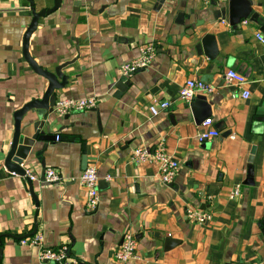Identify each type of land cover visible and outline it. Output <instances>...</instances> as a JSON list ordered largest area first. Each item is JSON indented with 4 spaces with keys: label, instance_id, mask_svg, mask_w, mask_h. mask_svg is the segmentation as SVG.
I'll return each mask as SVG.
<instances>
[{
    "label": "crops",
    "instance_id": "crops-1",
    "mask_svg": "<svg viewBox=\"0 0 264 264\" xmlns=\"http://www.w3.org/2000/svg\"><path fill=\"white\" fill-rule=\"evenodd\" d=\"M31 1L32 7L29 0H0V264H42L38 247L13 238L28 237L35 222L47 246H66L79 264H122L113 253L127 232L137 246L126 264H264V44L256 39L264 36V0H245L250 14L236 28L227 3L201 0H61L58 10L40 18L29 39L31 58L49 72L72 62L63 69L67 84L54 92L56 102L93 98L96 106L47 118L51 134L61 138L46 144L41 159L62 181L46 184L41 161L29 152L21 167L34 177L37 207L25 179L4 167L14 113L47 88L23 58L22 45L31 9L54 2ZM206 36L212 40L204 48ZM145 46L153 47V62L118 92L122 65ZM229 69L247 84H227ZM189 79L214 88L198 94L209 105V115L199 119L179 97ZM155 100L171 107L151 116ZM206 119L220 136L198 142ZM35 120L32 113L23 117V135L31 134ZM159 145L178 162L173 187L161 183L158 163L132 160L135 149L153 153ZM89 166L99 178L93 211L85 209L78 183ZM250 169L253 183L245 185ZM236 186L240 195L229 200ZM187 211L208 218L191 222Z\"/></svg>",
    "mask_w": 264,
    "mask_h": 264
},
{
    "label": "built area",
    "instance_id": "built-area-1",
    "mask_svg": "<svg viewBox=\"0 0 264 264\" xmlns=\"http://www.w3.org/2000/svg\"><path fill=\"white\" fill-rule=\"evenodd\" d=\"M205 5L213 2L215 4H226L228 0H201ZM243 24L247 21L242 20ZM256 39L260 43L264 44V36L260 33L256 34ZM154 59V49L152 46H145L141 48L140 55L122 65L121 75L123 78L129 77L135 72L147 68ZM225 82L229 85H233L236 88L241 89L246 82V78L240 73L229 69L224 74ZM214 88L203 81L189 79L179 90V97L186 103H190L192 99L198 94H210ZM250 93L247 90L241 91V97L243 99L249 98ZM96 106L93 98L83 100H63L57 101L53 107V113L63 116L72 112H82L92 110ZM171 107V103L168 101H152L148 106V111L151 116H157L160 112L166 111ZM201 131L197 134L196 139L198 142H204L209 139L218 138L220 136L217 129L213 127V120L206 119L201 124ZM60 135H56V141H58ZM132 160L136 163L139 162H156L159 165L160 181L163 185H170L173 183L176 173L178 171V162L171 156H169L163 145H159L158 149L153 153L143 148L135 149L132 153ZM26 176L32 181L34 177L26 173ZM98 176L96 169L93 166L87 167L79 176L78 183L83 189L84 205L88 211H93L97 208L99 203V191H98ZM62 181L60 171L55 168L45 169L44 182L49 185L59 183ZM240 195V186L233 188L229 194V200H235ZM187 219L189 221H196L203 223L207 220L205 214H199L192 211H187ZM21 245L30 247H38L39 254L38 260L42 264H79L75 259H72L68 254V248L61 246L59 248H51L44 242V238L41 234L36 233L31 237H26L18 240ZM136 241L132 234L125 233L122 238L121 244L114 250L113 257L115 261L126 264L136 258Z\"/></svg>",
    "mask_w": 264,
    "mask_h": 264
},
{
    "label": "water",
    "instance_id": "water-1",
    "mask_svg": "<svg viewBox=\"0 0 264 264\" xmlns=\"http://www.w3.org/2000/svg\"><path fill=\"white\" fill-rule=\"evenodd\" d=\"M53 6L49 9L41 10L40 12H35L32 8V19L31 22L24 34L23 37V45H22V55L25 61L29 64L31 69L41 77H43L47 81V88L39 99H33L30 102L23 105L19 110H17L14 115V133L12 137L11 146L6 154L4 159V167L10 172L14 173L18 176H21L25 179L28 185V190L33 198L36 207H37V197L34 194L32 182L26 176V170L21 167L22 163L26 160L29 155V152L33 150V155L41 161V166L43 168L42 176L45 174V165L43 159H41L42 153L46 149V144L49 142L56 141V135H52L49 127L47 118L53 113V107L56 103V95L55 91L61 90L67 84V76L63 74V69L72 64V62L63 63L55 68L53 72H49L46 69L41 68L36 64L33 58L29 55L28 45L29 39L33 32L36 30L38 20L42 17H45L56 10H58L61 6V0H53ZM29 3L32 7L33 2L29 0ZM228 20L230 26L236 28V25L240 23L241 20L247 19L250 14V10L248 9L249 3L245 0H228ZM226 14V10L223 9L221 11V16L224 18ZM254 15L251 16V20H254ZM261 32L264 33V23L261 26ZM209 40H212L211 37L206 36L201 41V44L205 48V45ZM127 86H129V82L126 78H121L117 84L116 88L118 92L123 91ZM194 117L199 119V115L204 113L203 115H209V105L207 103V99L205 96L198 95L195 96L191 103L188 105ZM28 113H32L36 120L32 123V132L30 135H23L21 130V122L25 115ZM203 117V116H202ZM61 137H59L58 141ZM57 141V142H58ZM67 141L68 138H67ZM43 143L42 149L39 150V145ZM83 153L85 154V144H82ZM254 154V148L251 151V155ZM251 162V158L250 161ZM248 180L245 185H252L251 181V169L248 173ZM173 187V184H170ZM263 234H264V222H263ZM37 232V223H34L33 231L29 234L28 237L33 236ZM13 237V236H10ZM17 240H20L24 237H13Z\"/></svg>",
    "mask_w": 264,
    "mask_h": 264
}]
</instances>
